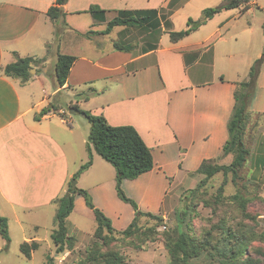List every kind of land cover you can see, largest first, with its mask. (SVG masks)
<instances>
[{"label":"crops","instance_id":"crops-1","mask_svg":"<svg viewBox=\"0 0 264 264\" xmlns=\"http://www.w3.org/2000/svg\"><path fill=\"white\" fill-rule=\"evenodd\" d=\"M228 1L68 0L62 8L66 27L57 25L55 39V25L46 15L54 0H0V217L7 220L9 237L11 226L22 228L27 219L37 229L42 218L56 210L54 200L87 161L89 126L73 125L62 108L58 113L63 119L51 112L40 114L62 92H71V97L79 98L72 105L102 116L110 126L133 127L149 148L152 170L121 184L142 212L158 215L165 196L195 176L202 161L219 157L236 85L247 80L241 78L264 49V9L255 14L262 6L258 0H249L245 12L220 11L176 43L166 32L158 39L148 36L142 50L115 49L124 27L90 38L82 34L103 31L118 12L150 10L168 20L172 31H180L188 19L198 20L204 9ZM91 6L104 12L103 22L87 12ZM57 54L74 56L76 61L65 85L55 89ZM16 57L43 59L26 83L3 73ZM43 76L50 80L51 93L44 88ZM87 90L95 93L88 100L79 97ZM249 109L264 119V62ZM74 186L91 196L116 231L131 223L134 211L117 197L115 170L94 150L91 166ZM76 212L94 219L79 194L74 195L69 217ZM23 242L40 247L34 237Z\"/></svg>","mask_w":264,"mask_h":264},{"label":"trees","instance_id":"trees-1","mask_svg":"<svg viewBox=\"0 0 264 264\" xmlns=\"http://www.w3.org/2000/svg\"><path fill=\"white\" fill-rule=\"evenodd\" d=\"M68 0H54L53 5L47 10L46 15L49 20L55 25L54 36L58 35L57 25L66 27L64 22L65 12L63 7ZM241 8L243 12L249 9V0H229L228 2L218 5L216 7L204 9L201 17L198 20H187V27L184 30L172 31L168 20H161L158 12L150 11H121L117 16L107 22L106 28L101 32L88 31L82 34L85 38H90L93 35H107L114 27H135L147 33V37L155 35L158 39L162 33H167L169 40L176 43L192 32L197 30L200 26L205 24L214 15L224 9ZM93 19L97 21H104V12L96 6H91L87 11ZM162 21V22H161ZM264 30V25H263ZM157 39L155 42H157ZM154 42V43H155ZM116 50L126 51L129 47L114 44ZM50 48V46H48ZM150 49L155 46L151 45ZM43 59H33L31 57L19 58L16 57L13 63L6 65L3 73L7 77L19 79L21 83L28 82L32 75L31 70L42 62ZM76 58L74 56L57 54L56 63L53 69L52 79L55 89L62 88L68 78L71 67ZM264 62V50L257 60L250 67L247 80L237 83L233 94L234 105L231 114L228 118L226 129L227 139L224 142L221 153L218 158L204 160L201 162L198 169L195 171L196 175H201L203 178L198 182L196 188L190 191L191 198L204 187V185L213 178L216 174H221L223 180L218 189L222 191L227 184L229 178L231 182H236L240 177V171L244 167L249 149L245 145L246 135L251 126H257V117H262L261 114H253L250 111V104L253 99L256 79L259 69ZM94 90H87V92L79 94L83 99L88 100L94 94ZM59 105L49 102V105L41 110L40 114L44 115L47 112L56 114L61 119L63 115L58 113ZM70 110L76 114H84L85 119L90 124V131L86 143L87 161L82 164L77 173L72 177L75 180L86 171L92 164V150L101 157L105 162L110 164L115 170V190L120 201L131 206L134 211V217L131 223L122 231H116L109 218H107L95 205L93 204L91 196L82 189L68 184L66 192L59 198L54 200L57 205L54 217V225L50 239L54 247L56 255L63 254L66 250H72V240L68 235L66 227V219L73 211L74 195L79 194L83 197L85 206L92 211L96 228L93 232L94 236L99 239H109L112 235H121L123 237H131L139 231V221L141 218H147L155 223L163 221L160 214L155 215L139 210L136 202L127 197L122 190L121 184L124 180H135L140 175L147 173L153 168V158L149 148L145 145L137 131L131 126H110L107 124L102 116H93L87 112L81 111L77 105H70ZM229 164L214 163L220 158H229ZM239 199V197H235ZM187 208L182 212L175 213L176 234L174 236L165 235L164 247L169 256V264H193L194 261H199L203 253H207L213 259L217 260L218 264H260L258 260L245 256L246 251L244 247L245 236L235 237L231 234V229L222 225L223 238L218 245L211 246L209 243L196 242L192 237L183 230V217L187 213ZM146 237L152 240L150 233H155L154 227L148 228L145 232ZM0 237L6 242V247L10 243L7 220L0 217ZM107 237V238H106ZM236 238V239H235ZM112 240V239H111ZM209 246V249L206 248ZM5 247V249H6ZM39 248L35 242H23L19 246L20 253L26 258L30 259L31 254ZM85 263L82 264H127L124 258L111 249L102 252L98 245H94L87 249ZM45 264H55L52 256H46ZM262 264H264V254L262 255Z\"/></svg>","mask_w":264,"mask_h":264},{"label":"rangeland","instance_id":"rangeland-1","mask_svg":"<svg viewBox=\"0 0 264 264\" xmlns=\"http://www.w3.org/2000/svg\"><path fill=\"white\" fill-rule=\"evenodd\" d=\"M258 4L262 6L256 8L255 14H260L263 11L264 0H258ZM146 35L147 33L139 28L124 27L117 34L114 44L141 48L140 50H142L145 48L144 44L147 43ZM33 74L34 71L31 75ZM246 75L241 79L247 77ZM42 79L45 90L51 93L50 80L44 76ZM78 99V97H71V92L66 91L55 96L50 102L59 105L73 125L77 124L80 128L89 126L90 131V124L85 118L70 113L69 106ZM256 121L257 126H251L246 135L245 145L249 149V155L239 173L240 177L236 182H231L229 178L222 191L218 189L223 180L220 173L207 181L192 198L190 191L196 188L203 176L195 175L185 179V184L182 187L169 194L170 197L169 195L165 196L159 213L163 221L155 223L150 219L141 218L138 233L131 237L115 234L109 239L96 238L93 234L96 228L94 219L76 212L66 220L67 231L72 240V250H66L60 255L54 253V247L49 238L53 229L56 212L54 210L52 214L49 213L46 218H42L37 224V229L28 219L22 228L17 229L15 225H12L10 243L7 247L6 242L0 237V264H45L47 255L53 257L55 264H82L85 263L87 249L94 245H98L102 252L108 249L118 252L127 264H169V256L164 247L165 235L174 236L176 234L175 213L182 212L187 207V213L183 217V230L193 240L201 241V244L209 243L210 248L220 244L223 238L221 227L224 223L231 229V234H234L235 237L245 236L244 257L248 256L262 264V255L264 254V119L257 117ZM230 161L231 156L228 160L220 158L214 163L229 164ZM73 182L77 183V179L71 180V185ZM235 197H239V199H235ZM151 227H154L155 231L153 234H148L152 240L145 235L147 229ZM32 237L39 241L40 247L31 254L30 259H26L20 253L19 246L24 238ZM206 248L209 249V246ZM193 264L218 263L216 259L204 252L201 259L194 261Z\"/></svg>","mask_w":264,"mask_h":264},{"label":"water","instance_id":"water-1","mask_svg":"<svg viewBox=\"0 0 264 264\" xmlns=\"http://www.w3.org/2000/svg\"><path fill=\"white\" fill-rule=\"evenodd\" d=\"M33 72V69L31 70V73ZM70 113L74 114V111L73 110H70ZM80 116L82 118H85V115L84 114H80ZM76 184V182H73V186Z\"/></svg>","mask_w":264,"mask_h":264},{"label":"built area","instance_id":"built-area-1","mask_svg":"<svg viewBox=\"0 0 264 264\" xmlns=\"http://www.w3.org/2000/svg\"><path fill=\"white\" fill-rule=\"evenodd\" d=\"M163 229H164V227H163Z\"/></svg>","mask_w":264,"mask_h":264}]
</instances>
